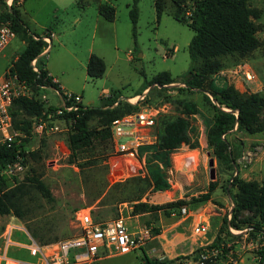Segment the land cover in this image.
Returning <instances> with one entry per match:
<instances>
[{
	"label": "rangeland",
	"instance_id": "374dc122",
	"mask_svg": "<svg viewBox=\"0 0 264 264\" xmlns=\"http://www.w3.org/2000/svg\"><path fill=\"white\" fill-rule=\"evenodd\" d=\"M133 1L9 0L33 31H40L39 27L36 30L33 28L34 23L55 29L57 37L53 39L52 49L40 59L44 64L47 58L53 63L60 72V82L65 88L81 94L84 105L100 106L113 100L112 106H117L118 102H128L138 107L149 105L161 108L155 131L164 121L182 115V102L191 101L196 105L198 112L188 116L189 128L180 147L171 153L170 166L166 169L158 158L152 159L154 165H159L160 171H165L154 187L146 164V160L153 156L152 149L140 153L139 162L132 167L122 164L114 167L116 160L122 161L124 158L111 156L113 149L107 139L103 145L71 162L67 140L70 122L54 114L49 119L59 125V130L49 135L28 136L26 151L36 152L40 157L27 154L23 170L14 176L15 184L4 180L8 188L25 181L26 177L38 175L54 199L49 201L34 190L27 199L25 211L29 214L24 219L12 214L0 215V236L3 227L12 220L26 226L31 233L36 230L42 240L55 241L75 233V212L87 208L99 221L122 216L134 228L145 226L149 230V237L141 247L124 253L100 255L96 264H141L145 256L152 261L167 259L170 260L167 264H179L203 246H216L220 242H225L228 248L235 251L236 264H264L261 258L264 252V226L255 227L257 216L252 211L243 210L237 214L230 226L238 231L229 232L228 224L221 230L224 217L233 219L231 194L236 190L231 185L233 177L238 175L241 179L258 182L264 178V137L249 140L243 138L246 137L245 133L237 130L226 134L236 159L243 150L258 148L250 164L240 169L235 161L231 169L229 165L220 163L207 146L206 120L213 115V110L204 100L203 91L188 90L183 83L172 82L164 86L152 84L142 92L147 82L159 72L167 71L177 79L188 70L191 65L188 44L193 31L173 18L175 6L172 0H165V11L159 20L154 0H137L138 19L134 38L129 16V6ZM254 2L264 6V0H249L251 6ZM100 3L115 7L113 20L99 14ZM182 3L186 4L185 9L188 10L193 0H182ZM259 24L261 46L257 53L243 58L236 54L222 56V70L212 76L216 87L227 83L235 86L238 79L235 88L239 92L264 95V14ZM16 36L8 50L20 53L23 46ZM90 53L101 56L105 62V72L99 78L91 79L86 73ZM197 65L199 62H196ZM246 69L258 75L252 85L244 77L243 70ZM51 89L42 85L36 90L29 87L28 95L42 101L45 106L57 108L61 105L60 100L55 90ZM104 89L109 91L106 96L101 94ZM90 125L93 126L94 122ZM229 135L232 139H229ZM210 158H213L214 178L210 177ZM80 164L84 166L79 167ZM132 177H140L145 182L138 185L126 183ZM214 180L218 184L211 192L210 199L202 200L209 182ZM117 182L125 183L117 185ZM136 202H146L156 209L132 214ZM200 204L202 207L207 204L205 213L208 219L202 222L203 232L197 234L194 223L190 224L189 220L193 213H197L195 207ZM184 206L190 214L181 212ZM174 221H177V225L172 229ZM235 223L238 227L233 225ZM12 237L26 241L27 236L19 232ZM216 240L217 243H214Z\"/></svg>",
	"mask_w": 264,
	"mask_h": 264
},
{
	"label": "trees",
	"instance_id": "16d2710c",
	"mask_svg": "<svg viewBox=\"0 0 264 264\" xmlns=\"http://www.w3.org/2000/svg\"><path fill=\"white\" fill-rule=\"evenodd\" d=\"M175 11L172 16L175 20L187 25L193 36L188 44V53L191 65L179 78H174L169 72L162 71L152 77L143 89L152 84L164 86L172 82L184 84L188 90L203 91L204 100L213 110V115L206 120V143L220 163L234 166L236 156L232 151V146L226 134L233 129L248 134L264 132V95L258 92L243 94L239 92L232 83H227L222 87H216L212 76L222 70L223 63L221 57L233 55L243 58L250 55L255 49L261 46V41L257 36L260 24L257 19L261 11L252 7L249 0H193L192 6L186 10V4L182 0H172ZM2 10L0 12V23L8 22L14 32L25 42L24 49L12 62L10 69L26 84L36 90L39 86H49L58 90L61 88L53 81L44 68L40 54L46 42L42 36L32 34L26 23L23 21L20 12L13 9L14 6H7L6 0H0ZM156 17L159 20L165 11V0H154ZM98 12L107 20L115 18V7L113 5L100 3ZM129 16L133 25V36L136 35V23L138 19L137 0L129 6ZM50 37V32L45 34ZM36 59V72L31 65V61ZM199 62V65H196ZM106 69L103 58L95 53H90L86 63V73L89 78L95 79L103 76ZM208 93V94H207ZM115 101L100 106H86L78 103V107L72 111H64L57 117L64 118L70 122V132L67 136L68 147L70 149L71 162L82 158L88 151L103 145L104 140L111 142V122L139 109L136 104L118 102L117 106H112ZM182 115H177L172 119L164 121L156 131L157 139L155 143L141 146L139 153L152 149V158L146 160L147 173L151 179V185L156 187L164 176L165 171L159 170V165H154L152 159L158 158L165 164L167 169L170 164V155L181 145L185 134L189 128L188 116L198 112L196 105L191 101L182 102ZM57 108L55 106H45L31 96H20L14 100L12 114L13 128L22 132L20 143L8 146L0 143V172L3 167L16 160L17 155L27 158V154L32 157H40L36 152H27L25 146L28 136L33 133V120L38 116L52 113ZM54 118V117H53ZM91 122L94 125L91 126ZM24 162V161H23ZM85 164L87 162H84ZM80 164L79 167H83ZM158 171V172H157ZM144 178V177H143ZM5 178L0 174V215L12 214L16 218L24 219L29 212L27 199L36 190L45 199L52 201L53 194L48 186L38 175L26 177L22 181L11 187H6ZM140 177H132L126 183L138 185L145 182ZM125 183V182H124ZM124 183L117 182V185ZM217 180L210 181L207 191L203 194L202 200L210 199L211 192L217 187ZM235 187V192L231 194L233 206L231 208L232 220L223 218V225L234 223L237 214L243 210L252 211L257 216L255 227L264 226V178L261 182L256 180H244L235 175L231 182ZM156 209L146 202H136L133 204L132 214L150 212ZM236 227L238 225L233 224ZM34 230V229H33ZM36 231V230H35ZM30 232L33 237L40 242H50L41 239L36 232ZM217 243V240L214 242ZM220 243H217L218 246ZM198 252V250H197ZM196 252V253H197ZM195 252L191 255L196 254ZM261 257L264 260V252ZM170 260H150L147 256L142 259L141 264H167ZM96 264V263H95Z\"/></svg>",
	"mask_w": 264,
	"mask_h": 264
},
{
	"label": "built area",
	"instance_id": "2783aa9c",
	"mask_svg": "<svg viewBox=\"0 0 264 264\" xmlns=\"http://www.w3.org/2000/svg\"><path fill=\"white\" fill-rule=\"evenodd\" d=\"M7 6H10L9 0H6ZM16 36L8 22L0 23V54L8 45L9 41ZM46 42L42 53H46L49 48V37L42 38ZM12 62L5 68L0 75V143H6L8 146L20 143V137L25 135L13 128L12 114L14 100L20 96H29V86L13 72L10 67ZM32 68L39 72L36 67V59L31 61ZM247 81L255 79L254 73L250 70H243ZM78 103H81V95L78 93L66 91L62 95V104L45 116L35 117L33 120L34 135H49L59 130V125L50 121V116L60 115L64 111L77 109ZM161 108L153 106H143L136 111L124 114L114 119L110 124L111 141L113 145L112 155L115 158H124L116 160L114 167L122 164L132 167L139 162L141 146L155 143L157 133L155 124ZM255 150L245 149L238 158L241 166H246L253 161L257 154ZM24 157L17 155L14 162L9 163L1 169V176L6 180L14 182V176L17 172L23 170ZM120 168V167H119ZM183 214H187L186 207L181 208ZM75 233L70 236L50 241L40 242L33 237L26 226H20L18 223L10 220L3 227L0 240V264H95L100 255H112L114 253H124L141 247L144 241L149 237V230L145 226L134 228L128 224L122 216L109 221H99L87 208L79 209L75 212L73 219ZM229 232L238 231L228 224ZM15 231H18L14 233ZM23 233L26 241H20L15 234ZM194 232L202 233V221H198L194 226ZM225 241V240H224ZM24 249L25 256L17 258L10 257L9 250ZM25 252V251H24ZM235 251L228 248L225 242H220L218 246H203L198 252L190 258H185L179 264H236L237 259L234 256Z\"/></svg>",
	"mask_w": 264,
	"mask_h": 264
},
{
	"label": "crops",
	"instance_id": "0c3cea01",
	"mask_svg": "<svg viewBox=\"0 0 264 264\" xmlns=\"http://www.w3.org/2000/svg\"><path fill=\"white\" fill-rule=\"evenodd\" d=\"M56 6H58V7H60L58 4H56ZM252 7H256V8H258L260 11H261V13H260V17L257 19V22L258 23H260V22H262V16H263V14H264V6H261V3H258V2H254V5H252ZM20 12V11H19ZM20 15H21V13H20ZM22 17V16H21ZM25 23H26V25H27V27H28V29H29V31L32 33V34H34V37H36L35 35H40V36H42V38L44 37V36H46L45 34L47 33V32H50V38H49V40H50V42H49V48H48V53L51 51V49H52V46H53V39H55L56 37H57V34H56V31H55V29H53L51 26H45V25H43V24H37V23H34V25H32L33 26V28L36 30V28H40V31L39 32H37V31H33L30 27H29V25L27 24V22L25 21V20H23ZM260 21V22H259ZM259 32H260V30L257 32V36H258V38H259ZM17 35V34H16ZM16 37H19V36H16ZM20 38V37H19ZM37 38V37H36ZM20 40H21V43H22V46H23V49H24V47H25V42L20 38ZM12 41H13V38L9 41V43H8V45L4 48V50L1 52V54H0V75L4 72V70H5V68L11 63V62H13L16 58H17V56L19 55V53H16V51H9L8 49H10L9 47H11V45H12ZM22 49V50H23ZM256 51H258V48L257 49H255L252 53H257ZM45 53H41L40 55L42 56V55H44ZM90 55V54H89ZM89 57V56H88ZM88 60V59H87ZM87 63V62H86ZM44 68L46 69V71H47V73L49 74V76H51V78L53 79V81L54 82H56L57 84H58V86L61 88V91L62 92H66V91H70V92H74V93H78L77 91H74V90H72V89H67V88H65L64 86H63V84L60 82V80H59V77H58V75L60 74V72H58V70L55 68V66L53 65V63L47 58V61L45 62V64H44ZM252 73H254V75H255V79L253 80V81H250V83H251V85L253 84V83H255L256 82V79H257V73H255V72H253V71H251ZM239 80L237 79V81H236V83H235V87H237V82H238ZM52 89L53 90H55V92L57 93V95H58V97H59V100H60V104H62V93H60L58 90H56L55 88H53L52 87ZM51 89V90H52ZM147 89V88H146ZM146 89H143L142 90V92H145L146 91ZM257 89H259V88H257ZM255 91H257V90H255ZM109 91L107 90V89H104L103 91H102V95H104V96H106L107 95V93H108ZM81 95V94H80ZM120 98H122V97H120ZM119 98V99H120ZM81 103H82V95H81ZM83 104V103H82ZM101 105H102V103H101ZM87 106V105H86ZM234 131H236V129H233L231 132H234ZM241 132V131H240ZM243 133H245V132H243ZM232 135V134H231ZM231 135H229V139H232V138H230L231 137ZM245 135H246V137H243V138H247V139H249V140H257V139H260V138H263L264 137V134H261V133H255V134H248V133H245ZM260 146H262V145H260ZM239 158V157H238ZM238 158L236 159V162L238 161ZM238 163V162H237ZM239 164V163H238ZM240 165V169H242V166H241V164H239ZM236 172L238 173L239 171L236 169ZM207 208V204L206 205H203V207H202V204H200V205H197L196 207H195V210L197 211V213H193V215H192V218L189 220V222H190V224L191 223H194V226L197 224V222L198 221H205L206 219H208L207 218V216H208V214H206L205 213V209ZM188 214H190V213H187L186 215H188ZM175 225H177V221H174L173 223H172V229H174V226ZM174 236H175V234H174ZM25 251V252H24ZM9 253H11V254H9L10 255V257H12V258H19L20 256H25L26 255V250H24V249H13V248H11L10 250H9Z\"/></svg>",
	"mask_w": 264,
	"mask_h": 264
},
{
	"label": "water",
	"instance_id": "95a60500",
	"mask_svg": "<svg viewBox=\"0 0 264 264\" xmlns=\"http://www.w3.org/2000/svg\"><path fill=\"white\" fill-rule=\"evenodd\" d=\"M118 100H120V99H118ZM111 107H113V106H111ZM209 166H210V177L214 178L215 177V170H214V167H213V158L209 159Z\"/></svg>",
	"mask_w": 264,
	"mask_h": 264
}]
</instances>
